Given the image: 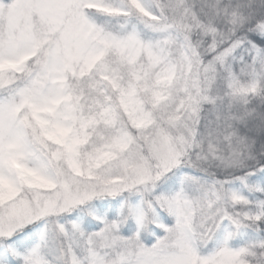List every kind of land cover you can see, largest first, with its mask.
<instances>
[{
    "label": "snow or ice",
    "instance_id": "obj_1",
    "mask_svg": "<svg viewBox=\"0 0 264 264\" xmlns=\"http://www.w3.org/2000/svg\"><path fill=\"white\" fill-rule=\"evenodd\" d=\"M262 178L264 0H0V264H264Z\"/></svg>",
    "mask_w": 264,
    "mask_h": 264
},
{
    "label": "trees",
    "instance_id": "obj_2",
    "mask_svg": "<svg viewBox=\"0 0 264 264\" xmlns=\"http://www.w3.org/2000/svg\"><path fill=\"white\" fill-rule=\"evenodd\" d=\"M227 3L229 4H243L245 3V0H226ZM99 22H105L107 18H104V17H98L97 18ZM111 23L113 25H116L118 23V21L116 20H112ZM141 27L143 28V25L141 24ZM183 171H192L191 169H183ZM259 175V174H258ZM178 179H179V174H177L176 176H173L171 180H169L167 183L165 184H162V191H168V190H171L173 188H176L179 186L178 184ZM255 179V178H254ZM260 182H264V178L261 179ZM238 189L240 188V185H237L236 186ZM245 194H247L245 192ZM95 203L99 204L100 207H102L104 204L106 205H109L110 206V212H109V215L108 217L111 219V218H114L117 211L119 210V203L117 201H108V200H104V201H101V200H97L95 201ZM92 207V206H90ZM86 211H88L87 209H85ZM73 216L71 215L70 218L68 219H72ZM92 220V217L88 214L85 215V217L83 218V223H84V227L87 228L88 227V222ZM169 222H171V220L169 219ZM91 230H94V229H91ZM126 234H128L126 232ZM162 235V233H161ZM255 236V233L252 232L251 229H248L246 230L245 234L241 235V236H238L236 239L232 240V243L235 245V246H242L244 245L245 243H247L248 241H250L251 239H253ZM223 239V236L222 235H218L217 237V242L221 241ZM36 239H34L32 241V243L35 242ZM214 247V244L210 243L208 245V248L205 249V251H210L212 248Z\"/></svg>",
    "mask_w": 264,
    "mask_h": 264
},
{
    "label": "rangeland",
    "instance_id": "obj_3",
    "mask_svg": "<svg viewBox=\"0 0 264 264\" xmlns=\"http://www.w3.org/2000/svg\"><path fill=\"white\" fill-rule=\"evenodd\" d=\"M144 2L148 6H151V4H152V0H144ZM92 210L95 211L97 214H100V215H105L106 214L108 216L109 212H110V206L104 204L102 207H100L99 204L94 203V207H92ZM86 214H87L86 210H84V212H79V211L78 212H74L72 214V216H73L72 219L73 220L79 219L83 223V218L85 217ZM68 218H70V217H68ZM83 225H84V223H83ZM42 227H43V225L41 224V228ZM37 239H38V233H37ZM34 243H36V240H35ZM231 243H232V241H231ZM232 245H233V247H239V246H235L233 243H232Z\"/></svg>",
    "mask_w": 264,
    "mask_h": 264
}]
</instances>
